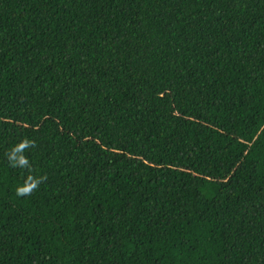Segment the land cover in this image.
Returning a JSON list of instances; mask_svg holds the SVG:
<instances>
[{"label":"trees","instance_id":"1","mask_svg":"<svg viewBox=\"0 0 264 264\" xmlns=\"http://www.w3.org/2000/svg\"><path fill=\"white\" fill-rule=\"evenodd\" d=\"M0 264H264V0H0Z\"/></svg>","mask_w":264,"mask_h":264},{"label":"clouds","instance_id":"2","mask_svg":"<svg viewBox=\"0 0 264 264\" xmlns=\"http://www.w3.org/2000/svg\"><path fill=\"white\" fill-rule=\"evenodd\" d=\"M31 143V141L25 139V140H22L18 145H16L14 148H13V152H21L25 147L28 146V144ZM18 162L20 164H24L26 163V159L21 155L19 158H18ZM43 177H36V178H33L32 175H29L27 177V179L24 180V183L23 184H19L17 187H16V194L18 196H22V195H26L28 194L32 189L36 188L37 185L40 183V180H42Z\"/></svg>","mask_w":264,"mask_h":264}]
</instances>
